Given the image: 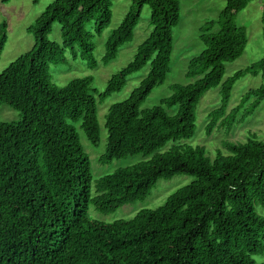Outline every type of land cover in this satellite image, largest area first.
<instances>
[{
    "label": "trees",
    "instance_id": "obj_1",
    "mask_svg": "<svg viewBox=\"0 0 264 264\" xmlns=\"http://www.w3.org/2000/svg\"><path fill=\"white\" fill-rule=\"evenodd\" d=\"M252 1L226 0L219 17L201 28L205 49L190 61L186 73L196 80L173 85L170 97L148 109H141L142 104L170 72L173 29L181 19L178 0H132L105 43L102 61L114 60L132 41L146 5L152 31L102 93L95 92L89 77L55 86L50 67L66 64L67 51L77 55L78 50L91 67L97 65L88 26L94 23L95 34L101 35L110 25V1L56 0L46 8L29 29L34 47L0 74V104L22 114L18 122H0V264H257L254 257L264 254V216L256 209L264 208V140L249 133L244 143L225 141L229 154L218 151L213 159L201 146H173L156 153L169 141L195 134L197 107L212 88L221 87V105L209 113V135L217 126L234 125L238 108L227 110L242 77L262 76L261 86L248 91L244 100H254L252 109L264 101V56L223 80L226 64L247 47L246 29L236 16ZM56 23L62 44L49 39ZM148 64L139 87L109 108L107 151L100 161L151 158L100 177L93 195L91 162L78 126L98 147V99L121 91L128 77ZM174 107L177 112L169 114L167 109ZM177 175L196 180L155 210L114 223L89 215L90 205L110 214L144 201L159 180Z\"/></svg>",
    "mask_w": 264,
    "mask_h": 264
},
{
    "label": "rangeland",
    "instance_id": "obj_2",
    "mask_svg": "<svg viewBox=\"0 0 264 264\" xmlns=\"http://www.w3.org/2000/svg\"><path fill=\"white\" fill-rule=\"evenodd\" d=\"M56 0H40L34 4L33 0H0V41L5 37L3 52L0 58V74L19 57L29 52L35 45L34 34L29 31L35 21L44 13L46 8ZM111 3L112 20L110 25L101 35L95 34V25L92 23L88 29L94 34L93 55L97 65L91 67L87 59L80 55H73L67 51V63L64 65H51L52 83L57 87H63L70 81L89 77L93 80L95 92L102 93L110 78L127 66L133 59L138 47L149 37L151 26V9L144 6L139 23L134 31L131 42L123 45L116 58L109 63L102 61L106 49L105 43L112 32L119 27L122 20L132 6V0H108ZM180 3L181 19L177 27L173 29V51L171 55L170 72L163 85L156 87L142 104L141 109H148L160 105L161 101L172 95V86L175 84L186 85L196 79L186 77L190 61L199 56L205 49L200 39L201 28L208 22L216 20L226 7V0H178ZM264 5L262 0H253L245 9L236 16L239 26L246 29L248 43L244 54L233 62L226 64L223 80L233 76L238 71H243L264 56ZM219 28L215 27L213 32ZM49 39L62 44L61 26L53 25ZM150 70L148 64L142 70L130 75L125 87L111 94L105 100L98 97V121L100 126V144L94 147L87 139L85 133L79 128L80 140L85 152L89 155L91 172L93 175L92 194L95 195V181L100 177L111 174L118 169L134 166L151 156L135 155L125 159L113 160L109 164H102L100 159L107 151L108 132L105 126L106 115L109 108L129 98L132 92L139 87ZM263 83L261 75H246L239 79L232 91L227 113L238 108L236 121L231 128L217 126L209 135L206 127L210 121L209 113L221 105V87L207 91L197 107L196 131L191 138L177 141H169L156 153L168 151L173 146H201L205 148L207 155L213 159L216 152L229 154L224 147L225 141L246 142L249 133H255L259 139L264 140V101L252 109L253 99L244 100V96L251 89H257ZM174 115L177 107L167 109ZM22 114L5 104H0V122H18ZM196 177L189 175H177L169 180L161 179L152 190L151 195L144 201L123 206L110 214H103L96 210L93 205L89 206V215L104 223H114L119 220L132 219L141 210H155L162 206L169 196L179 189L189 186ZM259 214L264 216V208L257 206ZM257 264L264 263V254L255 256Z\"/></svg>",
    "mask_w": 264,
    "mask_h": 264
}]
</instances>
